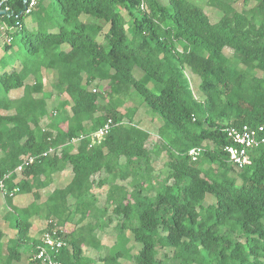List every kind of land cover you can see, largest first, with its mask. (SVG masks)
Instances as JSON below:
<instances>
[{"label": "trees", "instance_id": "obj_1", "mask_svg": "<svg viewBox=\"0 0 264 264\" xmlns=\"http://www.w3.org/2000/svg\"><path fill=\"white\" fill-rule=\"evenodd\" d=\"M25 1L0 0L6 50L18 34L27 54L0 74V176L18 189L0 191V264H33L54 229L63 264H264V146L241 169L226 152L227 129L264 128V0H208L216 22L193 0H55L47 33ZM135 96L155 142L121 111Z\"/></svg>", "mask_w": 264, "mask_h": 264}, {"label": "rangeland", "instance_id": "obj_2", "mask_svg": "<svg viewBox=\"0 0 264 264\" xmlns=\"http://www.w3.org/2000/svg\"><path fill=\"white\" fill-rule=\"evenodd\" d=\"M223 1L230 3L234 0H223ZM193 2H195V4H197L202 9H204V11L210 16L212 22H216L220 18L221 11H219L215 6L208 4L209 3L208 0H193ZM258 2L259 0H251L247 5V9L254 7ZM236 6L240 9L241 3H238ZM62 22H63V16L60 13L57 4H55V0H39V6L35 9V11L31 15L27 16L25 19V23L29 30L31 31L40 30L44 33L57 32L58 27L60 26V24H62ZM96 22L99 23L98 20H96ZM124 23L126 26L129 25V21L127 17H124ZM128 32L130 33L129 30ZM8 38L9 37H7L4 34H1L0 36V74L7 71V69L10 66H12L16 61L21 62L24 59H26V56H27L26 47L22 45L20 35L16 34L13 36L11 50L9 51L6 50V45H8V42H9ZM226 55L228 57H231V53L229 51H226ZM231 64L236 65V62L234 60H231ZM43 74L45 76L44 79L46 82V90L50 91L51 87L48 84V80L51 81L53 79V75L48 74L44 70H43ZM190 79L193 84L198 83V81L194 79L193 77H190ZM105 86L106 85L104 84V87ZM195 91L197 92L196 88H195ZM135 97L136 98L133 99L132 102L121 107V111L126 112L127 108L136 107L138 112L135 117V124L149 131L151 133V138H152L151 141L155 142L158 139L157 131L160 126V121L154 120L151 122L148 117V112H146L147 109L145 110V106L142 105L143 104L142 98L140 96H135ZM48 122L49 120L47 118H44L42 121V124L45 126ZM165 160H166L165 156H162L160 159V162L156 163L155 167L157 171L162 169L163 162ZM135 180L134 182L136 183L137 181ZM111 182H114V179H112ZM104 191L97 190L96 192L101 195V194H104ZM45 200H46V196L43 197L42 201H45ZM43 217H44V214H43ZM41 227L42 226L40 224H36L34 226L33 231L35 232ZM102 239L105 245L110 246L114 242V235L113 237L111 235H106V236H103ZM29 250H30L29 247L22 248L24 263L26 262L27 257L29 255ZM85 253L87 256H91V257H94L96 255L95 252L91 250H85Z\"/></svg>", "mask_w": 264, "mask_h": 264}, {"label": "built area", "instance_id": "obj_3", "mask_svg": "<svg viewBox=\"0 0 264 264\" xmlns=\"http://www.w3.org/2000/svg\"><path fill=\"white\" fill-rule=\"evenodd\" d=\"M39 0H27L26 14H31L37 7ZM4 30V28H2ZM112 128L111 121L103 128L92 135L93 143L102 141ZM228 138L232 141V145L226 147V152L229 155L230 163L241 169L250 165V151L261 145L264 146V128L251 127L244 125L241 127H231L226 130ZM201 152V149H193L189 155L196 160ZM34 162L33 157L24 158L22 164L17 168L16 173L20 174L29 165ZM11 178V174L5 177L0 176V191L4 197L14 196L18 191L16 188L13 192H9L6 181ZM42 246L38 248V252L33 258V264H63L57 259V255L62 249L67 247V243L59 236L58 230L44 232L41 236Z\"/></svg>", "mask_w": 264, "mask_h": 264}, {"label": "water", "instance_id": "obj_4", "mask_svg": "<svg viewBox=\"0 0 264 264\" xmlns=\"http://www.w3.org/2000/svg\"><path fill=\"white\" fill-rule=\"evenodd\" d=\"M27 1V0H26ZM26 1H25V4H26ZM3 15H7V16H9V15H11V13L7 10V9H1V7H0V17L1 16H3Z\"/></svg>", "mask_w": 264, "mask_h": 264}, {"label": "crops", "instance_id": "obj_5", "mask_svg": "<svg viewBox=\"0 0 264 264\" xmlns=\"http://www.w3.org/2000/svg\"><path fill=\"white\" fill-rule=\"evenodd\" d=\"M3 198V197H2ZM3 203V202H2Z\"/></svg>", "mask_w": 264, "mask_h": 264}]
</instances>
